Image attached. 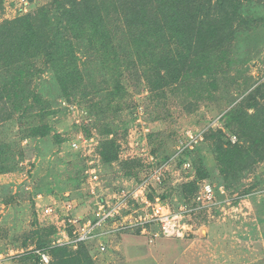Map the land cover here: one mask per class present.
Segmentation results:
<instances>
[{"label":"rangeland","instance_id":"rangeland-1","mask_svg":"<svg viewBox=\"0 0 264 264\" xmlns=\"http://www.w3.org/2000/svg\"><path fill=\"white\" fill-rule=\"evenodd\" d=\"M26 1L0 0V25L50 10L47 34L72 40L79 75L64 93L44 52L0 61V249L51 240L43 207L90 215L101 195L136 190L158 165L164 179L147 194L173 215L188 210L181 236L108 224L87 242L93 264H264V140L256 142L264 137V0H235L234 27L224 44L207 47L202 71L159 90L134 49L125 0L108 18L117 54L109 60L71 35L55 0ZM45 125L47 134H33ZM104 150L117 156L105 161ZM205 184L215 192L209 202Z\"/></svg>","mask_w":264,"mask_h":264},{"label":"trees","instance_id":"trees-1","mask_svg":"<svg viewBox=\"0 0 264 264\" xmlns=\"http://www.w3.org/2000/svg\"><path fill=\"white\" fill-rule=\"evenodd\" d=\"M123 1L55 0V3L62 9V12L57 10V17L65 20V28L71 35L76 38L87 37L93 48L102 52L105 60H109L112 55L117 57V54L113 49L108 18L111 10L116 11ZM125 1V24L139 59L150 64L149 81L155 90L185 80L190 71H202L208 48L225 43L229 28L232 30L238 15L235 0ZM41 13L40 17L26 14L0 25V61L10 58L28 59L44 52L46 61L57 74L61 89L68 93L79 75L73 42L70 38H63L64 32L60 30L54 37H50L47 34L53 25L50 10L42 9ZM201 51L204 55L195 59V54ZM48 131L49 127L45 125L33 129V134L45 135ZM263 138L256 142L262 145ZM238 151L236 149V153ZM116 152L112 155V150H104V160H112L117 156ZM228 152L238 155L232 149ZM230 162L231 159L227 167H230ZM187 186L191 191L195 188L189 184ZM49 242L50 239L42 241L36 247H47ZM50 252V264H93L91 258H88L86 244H81L75 251L68 247H56ZM24 257L34 259L38 264L39 259L34 254Z\"/></svg>","mask_w":264,"mask_h":264},{"label":"built area","instance_id":"built-area-1","mask_svg":"<svg viewBox=\"0 0 264 264\" xmlns=\"http://www.w3.org/2000/svg\"><path fill=\"white\" fill-rule=\"evenodd\" d=\"M193 136L190 135L191 144L196 141ZM185 166H190V163H186ZM155 167L141 179L136 190L122 187L118 191L101 195L90 215H75L72 209L68 207L63 209L56 204L47 205L41 211L38 210L40 222L47 221L46 225L52 226L55 230L49 245L44 248H38L36 245L28 248H11L10 251L0 249V264H14V260L30 253L38 257V264H50L52 248L68 247L77 250L81 244L87 245V242L99 236L98 230L108 224L116 225L117 229L134 228L143 235L151 233L154 237L181 236L182 227L178 220L188 210L185 208L183 213L173 215L171 209L162 203L160 198H151L147 194L152 180L160 184L164 179L163 166L162 168L158 165ZM97 185H99L98 182ZM203 196L208 202L215 199V192L210 184L204 185ZM198 199L201 200V197ZM68 206L70 208L71 203Z\"/></svg>","mask_w":264,"mask_h":264}]
</instances>
